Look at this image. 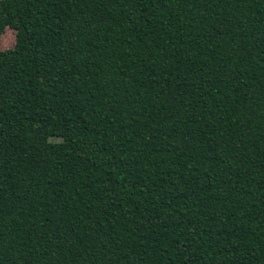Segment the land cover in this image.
Returning a JSON list of instances; mask_svg holds the SVG:
<instances>
[{"label":"trees","instance_id":"trees-1","mask_svg":"<svg viewBox=\"0 0 264 264\" xmlns=\"http://www.w3.org/2000/svg\"><path fill=\"white\" fill-rule=\"evenodd\" d=\"M0 264H264V0H0Z\"/></svg>","mask_w":264,"mask_h":264},{"label":"rangeland","instance_id":"rangeland-1","mask_svg":"<svg viewBox=\"0 0 264 264\" xmlns=\"http://www.w3.org/2000/svg\"><path fill=\"white\" fill-rule=\"evenodd\" d=\"M17 32L13 29L7 28L0 40V50H13L16 46Z\"/></svg>","mask_w":264,"mask_h":264}]
</instances>
